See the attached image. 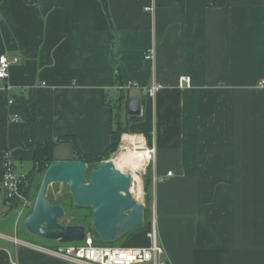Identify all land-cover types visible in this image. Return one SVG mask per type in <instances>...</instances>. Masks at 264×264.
I'll return each mask as SVG.
<instances>
[{"label": "crops", "instance_id": "crops-1", "mask_svg": "<svg viewBox=\"0 0 264 264\" xmlns=\"http://www.w3.org/2000/svg\"><path fill=\"white\" fill-rule=\"evenodd\" d=\"M105 2L0 0V57L18 59L0 79V232L14 237L18 223L5 157L25 178L35 167L28 109L12 94L35 88L28 137L57 141L59 161L76 159L75 146L105 154L117 108L134 98L157 148L148 192L164 264H264V0ZM153 235L150 221L126 243L146 248ZM0 264L68 263L0 239Z\"/></svg>", "mask_w": 264, "mask_h": 264}, {"label": "water", "instance_id": "water-1", "mask_svg": "<svg viewBox=\"0 0 264 264\" xmlns=\"http://www.w3.org/2000/svg\"><path fill=\"white\" fill-rule=\"evenodd\" d=\"M130 117L142 115V101L130 99ZM67 185L73 204L92 210V224L104 244L115 243L145 226L146 204L133 193L130 171L120 170L112 159L90 168L86 161L54 160L44 173L32 213L25 219L27 231L38 238L59 244L81 243L86 239L84 225H63L66 211L48 199L53 185Z\"/></svg>", "mask_w": 264, "mask_h": 264}, {"label": "built area", "instance_id": "built-area-1", "mask_svg": "<svg viewBox=\"0 0 264 264\" xmlns=\"http://www.w3.org/2000/svg\"><path fill=\"white\" fill-rule=\"evenodd\" d=\"M154 58V52L148 56ZM18 59L10 60L7 56L0 57V79L7 80L10 66L17 63ZM190 77H182L179 80V88L190 87ZM124 90L123 86L120 87ZM160 86L154 85L149 90V95L155 97ZM127 154L138 157L139 168L134 170L137 183L141 184L147 169L154 163L157 156L156 144L149 143L144 133L129 131L123 133L115 159L118 154ZM115 159H112L115 162ZM17 162L7 155L4 163V178L1 188L5 194V204L10 210H20V214L26 209H33L32 199L27 196L26 189L29 187L28 179L18 172ZM172 175V173H169ZM151 226L154 230L152 243L146 248H134L129 246H103L95 244V237L86 231V239L81 243L59 244L55 247H45L19 239L17 236L8 237L0 232V239H10L17 246L32 248L47 256L63 260L68 264H164V247L158 242L155 234L156 218L153 215Z\"/></svg>", "mask_w": 264, "mask_h": 264}, {"label": "trees", "instance_id": "trees-1", "mask_svg": "<svg viewBox=\"0 0 264 264\" xmlns=\"http://www.w3.org/2000/svg\"><path fill=\"white\" fill-rule=\"evenodd\" d=\"M104 2V6L106 8V10H108V6L105 2V0H102ZM226 5V0H214V6L215 7H225ZM118 83H120V77H118ZM26 92V94H25ZM12 99L15 100L18 103L24 104L27 109H28V119L24 125V141L25 144L28 148L33 149L35 156H34V162H35V167H34V172L32 173V175L30 177H28V182H29V187L26 189V194L27 196H29L30 193V188H31V182L34 180L36 175H44V173L46 172V170L49 168L50 164L52 161H54L53 158V151L54 148L57 144V141L51 139V140H47L45 142H41V143H32L29 140L28 137V127L36 121L37 119V108H36V101H35V88H30L28 90H23L19 95L17 94H12ZM128 102L126 101L124 105H120L117 109L118 111H116L115 114V126L116 128L112 131V140H111V146L108 149V151L101 155V156H89V155H84L82 154L80 151L77 150V147L75 146V149L78 153V156L76 159L78 160H82V161H86L87 163L91 164V165H95L98 166V164L103 161V160H107L109 158V156L112 153H116L120 144V140H121V136L123 133L132 131L129 129V121L127 126H124L121 122L122 116L123 114H126L127 111V107H128ZM135 132V131H133ZM150 180H151V166L147 169V173L146 176L144 178V182H145V186H146V197H147V207L145 210V226L143 229H146L148 223H150L151 221V217H149V219H146V214L149 213L150 209H149V197L150 194L148 192L149 186H150ZM40 185L38 184V191L40 189ZM30 197V196H29ZM50 201V200H49ZM51 202V201H50ZM53 205H61L62 207H64L65 211L68 210V206L65 204V202H56V203H52ZM149 209V210H148ZM80 211V210H79ZM67 213V212H66ZM69 225H84L87 229V225L85 222L81 221V220H73ZM136 231V230H135ZM135 231H133L132 233H130L129 235H127L126 237H130L132 236L131 234H133ZM99 237V236H98ZM124 237V238H126ZM128 237V238H129ZM123 238V239H124ZM95 244L96 245H101L102 242L100 240V238H95Z\"/></svg>", "mask_w": 264, "mask_h": 264}, {"label": "rangeland", "instance_id": "rangeland-1", "mask_svg": "<svg viewBox=\"0 0 264 264\" xmlns=\"http://www.w3.org/2000/svg\"><path fill=\"white\" fill-rule=\"evenodd\" d=\"M129 115L126 111V114H123L121 122L124 126H127L128 124V119ZM137 119H134V117L131 119V121H129V129L135 132H139L142 130L141 126L137 123ZM140 133V132H139ZM66 147H63L62 149V153H66ZM67 150H70L69 148H67ZM115 153H112L109 159H115ZM32 167L31 166H24L23 172H28ZM128 170L127 168H123V170ZM44 175H36L34 180L31 182V188H30V193L29 196L32 199L33 203H35L36 198H37V194H38V184H41L42 182V178ZM145 183V182H144ZM48 199L52 202V203H56V202H65V204L68 206V210H66V216L61 220V223L63 225H69L73 220H81L83 222L86 223L87 225V231L92 234L95 238H99L98 235L96 234L94 228H93V224H92V210L90 208H79L78 206L73 204L72 201V196L70 194V190L69 187L67 185H53L50 190H49V194H48ZM141 200L146 204V200H145V196L144 194H142ZM149 213L146 214V219H149V217H152V208L149 204ZM148 209V210H149ZM80 210V211H79ZM33 209H26L25 212H23L22 214H20V210H16L14 212L13 215V220L14 222L18 220L17 223V237L21 240L27 241L29 243H34L40 246H45V247H55L57 245H59V243L54 242V241H48V240H44L41 238H38L36 236L31 235L27 229L25 228V219L32 213ZM141 229H137L133 234L137 233V232H141ZM131 234V235H133ZM129 237V236H128ZM128 237L121 239L115 243L112 244H104L102 243L101 245L103 246H129L132 247V245H129L128 243H126L128 240ZM147 238L144 236L143 238H141V241H146ZM133 242V241H132Z\"/></svg>", "mask_w": 264, "mask_h": 264}, {"label": "bare ground", "instance_id": "bare-ground-1", "mask_svg": "<svg viewBox=\"0 0 264 264\" xmlns=\"http://www.w3.org/2000/svg\"><path fill=\"white\" fill-rule=\"evenodd\" d=\"M116 156H117L115 159L116 166L120 170H123V168H127L128 169L127 171H130V173L135 176L133 171L139 168L138 157L133 156V155L122 154V153ZM133 193L138 199H141L142 194H143L142 186L141 184L137 183L136 177L134 181Z\"/></svg>", "mask_w": 264, "mask_h": 264}, {"label": "flooded vegetation", "instance_id": "flooded-vegetation-1", "mask_svg": "<svg viewBox=\"0 0 264 264\" xmlns=\"http://www.w3.org/2000/svg\"><path fill=\"white\" fill-rule=\"evenodd\" d=\"M89 165H90V168H92V169L96 167L95 165H91V164H89Z\"/></svg>", "mask_w": 264, "mask_h": 264}]
</instances>
